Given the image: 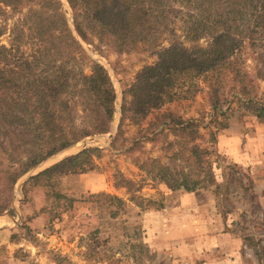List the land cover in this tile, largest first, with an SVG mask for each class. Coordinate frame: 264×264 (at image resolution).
I'll return each mask as SVG.
<instances>
[{"label": "rangeland", "instance_id": "obj_1", "mask_svg": "<svg viewBox=\"0 0 264 264\" xmlns=\"http://www.w3.org/2000/svg\"><path fill=\"white\" fill-rule=\"evenodd\" d=\"M204 1L211 4V0ZM61 2L87 56L110 74L117 93L114 119L108 133L80 140L18 179L10 206L0 212V264H264V180L258 185L261 176L234 162L219 147L220 135L226 130L238 135L243 131V136L264 135V113L258 116V108L264 107V1L247 5L229 0L236 13H227L223 4L221 22L225 26L211 23L209 33L213 36L230 31L229 38L222 40L226 49L222 61L236 62L227 65L215 82L220 95L217 104L206 76L188 71L175 75L184 97L159 109L150 108L151 113L139 123L125 118L115 142L123 117L124 91L136 89L142 81L140 73L171 47L172 38L182 41L187 52L194 46L203 54L207 50L206 56H211L216 40L206 35L199 42L189 41L187 16L196 20L202 14L196 0L185 1V6L178 0L157 4L148 0L149 9L161 15L158 38L123 51L113 41L106 44L96 35L83 40L74 28L68 1ZM23 17V12L10 7L0 15V44L12 48V29ZM72 64L77 69L80 66L77 60ZM90 64H82L85 74H90ZM194 82L199 90L190 93ZM163 113L183 123L176 130L167 128L160 133L157 127L161 122L169 119L161 128L171 122L160 116ZM192 118L201 121L195 141L188 131L180 130ZM258 121L261 132L256 129ZM20 133V128H10L0 134V166L23 162L29 156L31 137ZM84 140L88 141L86 147H82ZM11 141L18 148L10 149ZM194 144L210 151L198 167L189 151ZM90 147L102 152L83 169L64 163L51 176L30 182L41 171ZM209 166L216 182L200 184L193 191L171 188L160 177L168 173L172 184L186 177L203 179L201 175ZM8 194L0 180V206Z\"/></svg>", "mask_w": 264, "mask_h": 264}, {"label": "trees", "instance_id": "obj_2", "mask_svg": "<svg viewBox=\"0 0 264 264\" xmlns=\"http://www.w3.org/2000/svg\"><path fill=\"white\" fill-rule=\"evenodd\" d=\"M67 1L73 11L74 28L78 36L85 41L90 40V35H96L106 44L109 40L113 41L117 49L123 51L146 44L155 36L158 38L157 24L161 21V15L154 13V9H149L148 0ZM153 1L160 3V0ZM185 1L187 0H178L184 6ZM196 1L201 5L202 14L196 20L187 16V19H190L186 21L190 24L186 27L189 41L199 42L206 35L213 36L210 34L211 23L225 26L221 22L223 4L227 7V13H236V9L229 7V0H211L209 5H205L204 0ZM242 1L247 5L258 2ZM253 6L259 8V5ZM8 7L13 11L20 10L24 17L12 29V48L0 44V134L4 135V130L10 128H20V134H28L31 137L33 149L28 152L29 156L23 162L9 166L1 162L0 180L9 190V194L0 206V212L10 206L14 185L24 174L48 157L88 136L108 133L114 119L117 98L108 70L87 56L69 25L61 0H0V15L4 16ZM26 7L28 9L24 12ZM215 16L220 19L217 17V21L213 22L212 18ZM171 33L175 35L174 29H171ZM229 36L230 31L213 36L216 41L213 45L215 49H211V56H206L209 52L204 50L203 54V50L197 49L196 46L192 49L194 51L187 52L181 46L182 41L173 37L171 47L161 51L159 60L140 73L142 81L136 89L124 91L123 117L114 142L123 131L125 118L139 123L151 113L150 108L159 109L166 103L184 97L182 87L176 83L175 75L188 71L190 75L197 77L206 76L212 88V98L217 104L220 95L219 87H215L218 84L215 82L221 78L219 75H222L227 65L236 63L235 60L222 61L226 51L222 40ZM23 46L28 47L24 49ZM73 60L80 64L78 69L72 64ZM84 63H91L90 74L84 73ZM209 77L214 82L209 80ZM188 90L190 93H196L199 87L194 82ZM131 94L135 95L130 102ZM258 112V116H262L264 107H259ZM160 116L171 119L164 128H161L162 124L167 123L169 119H164L161 126L157 127L161 129L160 133H164L167 128L176 130L177 125L183 123L175 121L171 114L163 113ZM200 127L201 121L192 118L180 127V130L188 131V136L195 141L200 136ZM11 143L10 149L18 148L15 141ZM189 151L197 167L202 164L205 154L210 153L196 144L192 145ZM100 152L102 149L99 147L84 149L31 177L30 182L51 176L64 163L83 169L84 165L93 161L94 156ZM166 171L169 172V169ZM214 175L212 167L209 166L201 175L203 179L190 180L186 177L182 182L176 179L175 184H172L168 173H162L160 177L171 188L184 187L193 191L200 184L215 183ZM106 196L123 202L118 196Z\"/></svg>", "mask_w": 264, "mask_h": 264}, {"label": "crops", "instance_id": "obj_3", "mask_svg": "<svg viewBox=\"0 0 264 264\" xmlns=\"http://www.w3.org/2000/svg\"><path fill=\"white\" fill-rule=\"evenodd\" d=\"M256 124L257 132H261V122ZM257 134L243 136V131L238 135L226 130L220 135L219 147L225 150L234 162L247 168L251 167L253 174L261 176L260 179L257 177L259 185L264 180V135Z\"/></svg>", "mask_w": 264, "mask_h": 264}, {"label": "water", "instance_id": "obj_4", "mask_svg": "<svg viewBox=\"0 0 264 264\" xmlns=\"http://www.w3.org/2000/svg\"><path fill=\"white\" fill-rule=\"evenodd\" d=\"M109 136L111 137V136H112V133H111ZM90 139H93V138H90ZM87 144H88V141H87V140H84V141L82 142V147H86Z\"/></svg>", "mask_w": 264, "mask_h": 264}, {"label": "bare ground", "instance_id": "obj_5", "mask_svg": "<svg viewBox=\"0 0 264 264\" xmlns=\"http://www.w3.org/2000/svg\"><path fill=\"white\" fill-rule=\"evenodd\" d=\"M77 149V148H76Z\"/></svg>", "mask_w": 264, "mask_h": 264}]
</instances>
